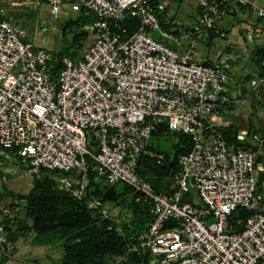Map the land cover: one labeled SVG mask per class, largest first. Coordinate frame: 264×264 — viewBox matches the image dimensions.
<instances>
[{"label":"built area","instance_id":"obj_1","mask_svg":"<svg viewBox=\"0 0 264 264\" xmlns=\"http://www.w3.org/2000/svg\"><path fill=\"white\" fill-rule=\"evenodd\" d=\"M2 2L0 172L64 174L59 188L87 199L91 216L110 221V227L119 215L103 197L90 194V171L111 185L126 184L132 193L125 198L152 217L146 231L127 241L126 256L148 257V264H264V187L258 184L264 162L255 149L264 145V137L253 134L254 143L247 146L237 142L243 140L241 131L229 141L221 130L231 124L223 114L244 98L245 90L264 86V75L234 78L231 52L196 58L193 49L231 3L248 7L257 18H264V4L198 0V20L183 31L190 47L179 51L170 43L182 46V37L161 25L165 2ZM41 2L54 19L66 2L77 14L83 10L94 16L83 28L93 42L80 57L55 58L6 17L12 5ZM245 35L251 42L259 31L248 26ZM161 125L193 142L189 152L178 156L173 184L164 191L137 171L139 156ZM150 156L168 164L162 153ZM13 205L20 208L18 198L0 203V263L6 259L10 264L16 253L4 224Z\"/></svg>","mask_w":264,"mask_h":264},{"label":"trees","instance_id":"obj_2","mask_svg":"<svg viewBox=\"0 0 264 264\" xmlns=\"http://www.w3.org/2000/svg\"><path fill=\"white\" fill-rule=\"evenodd\" d=\"M152 2L156 3L157 1L152 0ZM239 7L249 9L244 6ZM197 10L198 14L192 25L198 20L200 14L199 7ZM94 19V16L90 14L86 15L82 10L75 17H70L66 20L61 27L62 46L57 51H52L55 58H60L63 55H69L74 58L80 57L84 52L81 51L83 47L82 41L90 35L83 28L85 25L91 24ZM133 21L135 23L133 28H135L136 25L138 26V19L135 18ZM161 25L164 29L177 34L172 29V25L163 20V17L161 18ZM215 26L209 28L202 38H210V42H212L213 37L219 36L215 32ZM224 31L222 33H225ZM70 33H73L71 38L68 37ZM156 37L162 40L160 35L157 34ZM199 38L197 37V39ZM223 50L229 51L227 49ZM263 61L264 46H256L248 57V63H251V66L254 68L253 72L245 73L239 78L244 77V80L248 81L255 75L263 76ZM258 89H264V86L253 90L256 92ZM248 124L250 132H257L253 130L252 124ZM243 127V123H231L229 126L222 127L221 130L229 141H235L237 133ZM163 134L172 135L175 138L172 147L173 154L155 148L154 138ZM262 134L264 136V133ZM237 142L242 145H251L248 140H237ZM192 146L193 142L190 136L169 131L164 125H161L158 131L152 133L146 146V152H143L139 156L137 171L156 189L161 191L169 189L173 184V175L178 170V156L189 152ZM256 147L255 149H257ZM151 152L162 153L168 164L159 165L156 158L150 156ZM258 161L263 162V159L259 156ZM63 175L48 170L41 171L39 175L33 176L32 188L25 195L10 194L8 190L6 192L0 190V200L4 195H14L16 198L26 201V218H21V209L13 205L11 215L5 219L4 224L9 238L15 243L23 236V233L29 230H33L41 235L52 236L53 240L60 242L63 248L62 256L57 264H108L110 257L124 255L127 251V241L130 238L138 237L147 230L152 219L149 211L141 205L136 204L134 200L125 198L126 194L132 193V190L126 184L122 183L124 188L119 192L117 190L118 183H115V193L118 198L116 201L111 202L120 206L123 211L129 212L128 215L131 218L128 221L120 219L117 223H111L112 227H110V221L98 220L91 216L92 210L88 206L87 199L79 200L71 196L68 191L59 188L57 180ZM4 176L7 178L11 174L4 175L0 172V179ZM263 181L264 173H261L258 176V184L261 188L264 187ZM110 186L111 184L104 178L98 177L94 171H90V184L88 188L91 195L98 198L102 197ZM105 202L107 203L108 201L105 200ZM127 255L126 260L120 264H148V257H140L134 252ZM0 264H7L6 259Z\"/></svg>","mask_w":264,"mask_h":264},{"label":"rangeland","instance_id":"obj_3","mask_svg":"<svg viewBox=\"0 0 264 264\" xmlns=\"http://www.w3.org/2000/svg\"><path fill=\"white\" fill-rule=\"evenodd\" d=\"M195 1L197 3L198 0H184L183 2H174L171 5V8L174 10L179 9V7L183 9L191 10L195 6ZM1 2V0H0ZM11 11L6 10V17L11 18L15 23L19 24L20 27L26 30L29 37L31 39L37 38L39 41H43L44 45L51 49V51L55 52L62 46L61 41V30L62 24L70 17H75L77 13L72 10V6L70 2H66L61 7V14L59 18H52L50 14V10L42 11V4L29 3L26 4H15L11 6ZM46 8V7H45ZM41 9V14L40 13ZM39 12V13H38ZM243 14V13H242ZM254 16L255 13L252 12ZM9 15V16H8ZM241 19V15L239 13L238 18ZM42 22H46L48 25V30H40L38 27ZM233 26H230V31L232 33ZM39 34L42 36L43 40L36 37ZM73 36V33L68 35L69 38ZM47 38V39H45ZM235 35H230L229 39H234ZM36 39V40H37ZM256 40V39H255ZM93 42V37L89 35L85 40L82 41V50L85 51ZM254 42V41H253ZM264 38H258L255 43H263ZM219 45L222 43L219 41ZM264 44V43H263ZM222 49V48H220ZM223 50V49H222ZM245 61L248 62V58H245ZM243 99L245 101H240L238 106L236 107L237 111H243V106H252L251 109L256 108L257 103L262 104L261 98L264 97V89H258L256 92L251 90H245L243 93ZM264 102V101H263ZM258 105V104H257ZM263 105V104H262ZM261 114L264 115V108L260 109ZM228 112V111H226ZM225 112V113H226ZM249 112L248 110L246 111ZM252 112V110H251ZM245 115V114H243ZM261 118V117H260ZM264 121V119H263ZM262 125V122H258V125ZM244 128V127H243ZM242 128V129H243ZM253 130H256L259 133H264V128H260L255 126L252 127ZM241 129V131H242ZM244 130V129H243ZM247 131V128L246 130ZM250 130H248L249 132ZM174 137L172 135H159L154 138V144L156 149H160L161 151H167L170 154H173V145H174ZM257 151L260 154V158L263 159L264 162V145L259 147L257 144ZM33 176L27 172H14L10 177L1 178L0 179V190L6 192L7 190L10 194H27L33 185ZM264 183V181H263ZM124 188L122 183L117 184V190L120 192ZM12 198H16V196H7L4 195L0 203H8L12 201ZM20 201V209H21V218H26V201L24 199L18 198ZM106 204L113 206L115 208L114 212L119 215V218L122 221H128L131 217L128 215L129 212L122 211L120 208H117V204L108 201ZM123 212V213H121ZM16 253L10 264H57L60 260L63 248L60 242H56L53 240L52 236L49 235H41L33 230H29L23 233V236L20 237L16 242ZM128 256L126 253L122 256H112L108 259V264H120L122 261L124 262Z\"/></svg>","mask_w":264,"mask_h":264},{"label":"crops","instance_id":"obj_4","mask_svg":"<svg viewBox=\"0 0 264 264\" xmlns=\"http://www.w3.org/2000/svg\"><path fill=\"white\" fill-rule=\"evenodd\" d=\"M158 2H165L167 5L166 11L163 15V20L167 23H170L172 25V29L179 34L183 39V45L177 46L175 44H171V47H173L176 50L179 51H186L190 47V41L189 38L183 34V31L192 25V23L195 21V18L198 14V1L195 6L191 9H183L179 7V9L174 10L171 8L172 3L174 2H183L184 0H156ZM260 4H264V0H255ZM2 0L0 2V5H2ZM42 4V11L48 10L49 6L46 3H39V5ZM46 7V8H45ZM12 8V7H10ZM11 11V9H9ZM39 13V12H38ZM241 15V19H237L238 15ZM243 13V14H242ZM41 14V9L40 13ZM9 16V15H8ZM11 19V18H9ZM215 25L220 28L222 31L225 30L224 36H215L212 39V42H210V38H199L195 42V45L193 46V49L195 51V57L196 58H204V57H213L216 58L218 54L221 52L222 49H227L229 52H231L232 59H231V66H230V74L234 78H239L245 73L253 72L254 68L251 66V63H248L245 61V58H248L250 56L251 51L256 46H264L263 43H255L258 38H264V18L259 19L256 16L252 14L249 9H243L237 6L236 4L231 3L226 10V14L218 18L215 22ZM40 27H38L41 31L42 30H48V25L46 22H42ZM230 26H233L232 33L230 31ZM248 26H253V28H256L259 31V35L253 38L251 42L247 41L246 38V29ZM235 35L234 39H229V36ZM36 37L43 40L42 36L37 34ZM37 39V38H36ZM47 39V38H45ZM256 39V40H255ZM38 40V39H37ZM39 41V40H38ZM221 42L222 45H219L218 42ZM254 41V42H253ZM44 44L43 41H39ZM222 48V49H220ZM231 91L233 93H237L236 89L233 87L231 88ZM262 104L257 103L256 108H252V106H243V111H241V108L239 107L240 112L237 111L236 106H234L232 109L228 110V112L224 113V117L231 123H243L244 130L241 129L242 136L244 140L241 141H249L253 142L252 139L253 134H258L261 137H264L263 134L259 132H248L249 130V124H252L253 127L257 126L260 128H264V115L261 114L260 109L264 108V97L261 98ZM242 101H245L244 99ZM241 101V102H242ZM249 111L248 113L246 111ZM252 110V112H251ZM245 114V115H243ZM261 117V118H260ZM262 122V125H258V122ZM247 128V131H245ZM264 131V130H263ZM238 132V133H239ZM244 133V134H243ZM245 137V138H244ZM108 205V204H107ZM109 206V205H108ZM110 207H113L110 205ZM120 210L121 207L119 206ZM123 211V210H122Z\"/></svg>","mask_w":264,"mask_h":264},{"label":"water","instance_id":"obj_5","mask_svg":"<svg viewBox=\"0 0 264 264\" xmlns=\"http://www.w3.org/2000/svg\"><path fill=\"white\" fill-rule=\"evenodd\" d=\"M116 190V185L112 184L103 194V199L107 201H116L117 200V195L115 193Z\"/></svg>","mask_w":264,"mask_h":264},{"label":"bare ground","instance_id":"obj_6","mask_svg":"<svg viewBox=\"0 0 264 264\" xmlns=\"http://www.w3.org/2000/svg\"><path fill=\"white\" fill-rule=\"evenodd\" d=\"M244 140V139H243Z\"/></svg>","mask_w":264,"mask_h":264}]
</instances>
